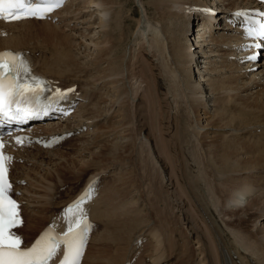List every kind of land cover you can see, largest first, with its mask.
I'll use <instances>...</instances> for the list:
<instances>
[{"label":"bare ground","instance_id":"bare-ground-1","mask_svg":"<svg viewBox=\"0 0 264 264\" xmlns=\"http://www.w3.org/2000/svg\"><path fill=\"white\" fill-rule=\"evenodd\" d=\"M129 2L139 14L131 36L124 27L130 11L122 17ZM249 6L67 0L45 21H0V51H24L54 87L74 89L68 95L74 108L75 96L81 99L67 121L37 130L40 140L65 133L74 136L68 146L89 141L74 153L9 147L23 247L47 225L67 232L69 222L74 228L88 217L93 234L82 264H132L133 258V264H264V118L253 121L254 111L264 114V52L261 61L243 63L251 52L239 50L240 28L224 21ZM42 48L51 49L49 56ZM196 62L204 66L194 72ZM237 103L250 113L239 105L235 111ZM97 119L113 121L94 129ZM101 139L109 145L88 147ZM75 157L107 164L86 169L82 187L66 195L82 178L54 183L62 180L61 161ZM108 174L118 179L114 191L101 184L95 200L62 212L90 181Z\"/></svg>","mask_w":264,"mask_h":264},{"label":"snow or ice","instance_id":"snow-or-ice-1","mask_svg":"<svg viewBox=\"0 0 264 264\" xmlns=\"http://www.w3.org/2000/svg\"><path fill=\"white\" fill-rule=\"evenodd\" d=\"M26 2L27 0H0V18L5 20L43 18V11L38 7L28 8L26 12H23ZM60 3L61 0H54L47 11ZM238 15H242V13H238ZM261 29V34H264V25H261ZM249 59H255V57L252 56ZM29 71L26 61L17 54L0 53V114L8 116L15 104L17 115L21 112L31 115V110L21 107V105L31 103V98L26 93L32 91V86L19 82L20 73ZM17 142H21L19 138ZM7 159L9 158L0 152V264H48V261L56 254L59 243H54L51 237H41L32 247L22 249L21 237L10 231L12 227L22 222L18 220L17 202L7 195L11 189V184L7 180L5 164ZM79 228L80 222L78 221L77 229ZM60 243L66 246L61 264H79V258L82 256L83 238L81 231L73 230L71 222H69L68 231Z\"/></svg>","mask_w":264,"mask_h":264},{"label":"rangeland","instance_id":"rangeland-1","mask_svg":"<svg viewBox=\"0 0 264 264\" xmlns=\"http://www.w3.org/2000/svg\"><path fill=\"white\" fill-rule=\"evenodd\" d=\"M145 1H147V0H145ZM211 1H215V0H211ZM132 8V9H131ZM126 10V11H125ZM128 11H130V14H131V16L129 17V18H127L126 19V17H125V15L127 14L126 12H128ZM125 13V14H124ZM219 15V17H221L222 16V13H220V14H218ZM221 15V16H220ZM122 17H125V20H124V24H125V30H127V28H128V26L130 27V29H129V35L131 36L132 35V33H133V31H134V29L136 28V20L138 19V17H139V14H138V8H135V7H133V4H131V2H129V3H127V5L124 7V9H123V12H122ZM218 17V18H219ZM196 24H198V21L196 22ZM128 25V26H127ZM70 28V27H69ZM66 30V29H65ZM67 33H69L68 31H67ZM126 34V33H125ZM128 34H127V36H128ZM79 36V35H78ZM80 37V36H79ZM89 37V36H88ZM190 37V36H189ZM117 38V39H116ZM76 39V38H75ZM126 39H127V37H126ZM125 39V40H126ZM187 40H188V42L190 43H192L193 41L191 40V39H189V38H187ZM191 40V41H190ZM114 41H119L118 40V37H114ZM76 42H80V40L79 39H76ZM125 42V41H124ZM123 42V43H124ZM123 43H122V46L121 47H119L118 48V50L120 49V51H121V53H123V51H122V48H123ZM52 46V45H51ZM44 48H42V50H43ZM50 49V48H49ZM49 49H44L43 50V52L45 53V55H47V56H49V54H50V52H51V49H52V47H51V49L49 50ZM190 49H193V48H190ZM53 50V49H52ZM71 51H73V50H71ZM70 50H69V52H71ZM49 52V53H48ZM120 54V53H119ZM120 56H121V54H120ZM120 58V57H119ZM218 60V59H217ZM247 62H249V61H244L243 63H247ZM195 63V62H194ZM194 66H193V69H194V72L196 71V66L199 68V67H203L204 65H199L197 62H196V64H193ZM97 101V102H96ZM99 101H102V100H100L99 99ZM96 98H93V103H100ZM92 103V104H93ZM209 103V102H208ZM91 104V105H92ZM240 106V108H242V109H244V108H247V107H245V106H243V104H238L237 103V106H236V109H234L235 111H238V108L237 107H239ZM241 106H243V107H241ZM239 108V109H240ZM112 110H115V109H112ZM248 110V108L245 110V111H247ZM114 112H116V111H114ZM244 112V111H243ZM247 113H250V111H247ZM254 113H255V116H254V119H253V121H255V120H257V119H262V118H264V114L262 115V113L261 112H256V111H254ZM264 113V112H263ZM258 114V115H257ZM260 117V118H259ZM204 120V119H203ZM113 120H111V119H109V121L107 120L106 122L105 121H101V119L99 120V119H97L96 120V122H95V124L96 125H94L93 126V128L94 129H101L102 127H104V128H107L109 125H110V123L112 122ZM99 123V124H98ZM94 124V123H93ZM106 125V126H105ZM97 126H99V127H97ZM93 128H91V130L93 129ZM105 130V129H104ZM101 131V130H100ZM103 131V130H102ZM110 142L112 141V142H114L113 140H110V139H108ZM99 141H100V143H99ZM104 141V142H103ZM107 141V139H101V140H97V142H96V144L95 145H93V147L92 146H88V147H91V148H94V151H96L97 149L95 148V147H98V145L100 144V145H106V143H107V145H109L108 144V141ZM85 142H89L88 141V139H80L79 141H75L74 140V142H73V144H72V142L70 143L71 145H67L68 144V142H64L60 147H58L57 149H56V151L57 150H61V151H58V152H63V153H66V152H68V153H71V152H73V151H77L79 148H83V147H86V145H84L83 143H85ZM109 142V143H110ZM83 144V145H82ZM111 144V143H110ZM99 145V146H100ZM70 147V148H69ZM63 149H65V151H63ZM67 149V150H66ZM58 152H57V154H58ZM56 153V152H55ZM74 153V152H73ZM46 156H50V155H46ZM84 155H81L80 157H83ZM86 156V155H85ZM71 159V160H70ZM70 159H67V160H65V161H61V165L59 166V170H61V171H63V174H62V180H61V183H54V184H57L56 186H55V188L56 187H59V186H61V185H64V184H66L67 182L69 183V182H72V183H76V182H78L81 178H82V181L80 182V183H76V184H72V185H70V188L71 189H68L69 187V185H66V186H64L65 187V189H68L67 191H65L66 192V195H68V194H72V193H74L75 191H76V189L77 188H79V187H81L82 185H83V183H84V180L86 179V174H83L84 172H86V169L88 170V171H90L89 172V174L90 173H92L93 172V170L94 171H96V169L98 168L97 167V165L100 167V165H103L104 163L102 162H98L99 161V159H98V161L97 160H94L95 162H97V164H95V162L93 163V161L91 162L90 160H88V161H86L85 160V162L84 163H86V164H84V163H82V161L79 159V158H70ZM77 159H78V161H77ZM87 159H90L89 157L87 158ZM51 160H53V159H51ZM68 161H70V162H68ZM74 161V162H73ZM77 162V163H76ZM80 162H81V164H80ZM88 162H90V168L88 167L89 166V164H88ZM70 163H72L71 165H70ZM99 163V164H98ZM101 163V164H100ZM67 164V165H66ZM69 164V165H68ZM74 164V166L72 167V165ZM93 166H92V165ZM107 164V163H106ZM106 164H104L103 166H105ZM66 165V166H65ZM77 167H76V166ZM95 165V166H94ZM68 166V167H67ZM80 166V167H79ZM87 168H86V167ZM95 167H97L96 169H95ZM67 168V169H66ZM71 168V169H70ZM75 168H79L78 170L77 169H75ZM100 168H103V167H100ZM71 171H70V170ZM74 169V171H72ZM93 169V170H92ZM84 170V171H83ZM68 171V172H67ZM72 172V173H70V172ZM81 171H83L82 172V174H81ZM14 173V172H13ZM80 174V176L81 177H79V175H76V174ZM65 174V175H64ZM72 174V175H71ZM63 175H64V177H63ZM108 175H110V176H108ZM108 175H105V179L103 180V179H100V181L101 182H103V184H104V186H107L108 185V187H110V185H112V187H110L111 189H112V191H114V187H115V185H117L118 184V182H117V178L116 177H114L113 176V174H108ZM70 176H72V177H74V178H72V177H70ZM126 178V180H128L127 178L128 177H130V175L128 174V175H126L125 176ZM78 178V179H77ZM112 178L114 179V180H112ZM64 179V180H63ZM78 181H77V180ZM30 183V182H29ZM118 190V189H117ZM64 192V193H65ZM105 198V197H104ZM64 202V201H63ZM246 205V204H245ZM45 217L46 216H44V215H42V216H40V218L37 220V223L39 222V223H41V219L44 221L45 220ZM38 223V224H39ZM100 231V230H99ZM100 233H101V231L99 232V234L97 235V236H95V238L96 237H98L99 235H100ZM96 253V252H95ZM95 253L93 254V255H95ZM96 256V255H95Z\"/></svg>","mask_w":264,"mask_h":264}]
</instances>
